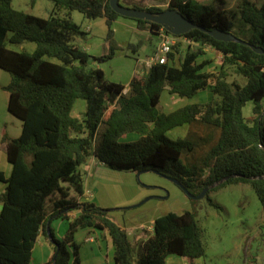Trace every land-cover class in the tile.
I'll return each mask as SVG.
<instances>
[{"label": "trees", "instance_id": "trees-1", "mask_svg": "<svg viewBox=\"0 0 264 264\" xmlns=\"http://www.w3.org/2000/svg\"><path fill=\"white\" fill-rule=\"evenodd\" d=\"M50 1L53 11L41 17L15 10L12 0H0V69L10 75L4 87L8 111L21 120L20 136L4 139L12 170L6 178L0 172L5 183L0 194V264H29L40 232L53 250L46 264H81L75 234L91 228L108 234L115 264H165L168 255L194 264L205 256L195 209L156 217L152 235L131 242L127 230L110 218L109 209L82 199L80 167L91 158L115 171H151L174 178L194 195L234 175L204 196L229 183H249L264 213V53L249 46L264 50V0H238L232 9L226 0H169L165 9H176L201 28L231 32L248 44L216 40L192 28L175 35L187 39L183 50L180 40L166 63L133 76L127 91L91 65L111 59L119 48L111 24L120 15L109 0ZM138 1L131 7L165 10ZM71 11L89 19L106 18L105 54L91 56L77 44L86 32L72 20ZM134 20L152 35L169 33L159 23ZM23 42L33 43V50L8 46ZM204 47L221 54L217 70H205L208 62L199 61ZM230 73L245 83L229 81ZM206 89L213 94L209 102L186 104L169 113L158 109L163 91L192 98ZM77 99L85 101L81 118L71 114ZM248 102L249 117L243 111ZM185 124L189 128L183 138L166 135ZM198 126L204 128L202 135L194 131ZM130 134L137 138L122 141ZM73 210L78 214L70 218ZM58 218L68 224L60 238L50 226Z\"/></svg>", "mask_w": 264, "mask_h": 264}, {"label": "crops", "instance_id": "crops-1", "mask_svg": "<svg viewBox=\"0 0 264 264\" xmlns=\"http://www.w3.org/2000/svg\"><path fill=\"white\" fill-rule=\"evenodd\" d=\"M126 2L125 6L131 7L133 2L139 4L138 0H131L132 2ZM169 0H144L142 4L143 7L156 6L162 9L167 7V2ZM121 3V1L119 0ZM122 4V3H121ZM131 23V24H130ZM79 24V23H78ZM86 27L82 29L86 32L84 39H77V44L80 45L84 50H86L90 55L97 56L100 52H105L108 49V42L106 40L108 27L106 25V18L97 17L95 19H90L86 23ZM113 39L120 46L122 43L118 42L117 36L115 34V26L119 25L124 31L135 32L137 30L145 33L147 38L154 37L158 43V36L152 35L146 29H139L137 27V22H128L119 17L113 22ZM133 24V25H132ZM99 30V31H98ZM97 34H94V33ZM157 45V44H156ZM156 47V46H155ZM155 49V48H154ZM204 54L199 57V61H207V66L216 65L218 60L221 58V54L212 49L211 47H204ZM116 58V54L113 57ZM114 59L106 65H111ZM131 59V58H130ZM134 63L130 67L119 66L112 69H105L106 65L101 64H91L92 66L100 67L105 76L113 82L122 84L127 91L129 88V83L133 76L137 74L144 73L147 70V66L143 64L145 59L135 58ZM214 62V64H212ZM10 82V75L8 72L0 69V172L6 178L10 175L12 170V165L9 163L6 155V143L5 138H17L21 134V120L12 115L7 108V94L4 90V87L7 86ZM202 97L199 100H196L193 103H206L209 102L213 94L209 89L201 91ZM200 93V92H199ZM197 93L196 95H198ZM195 95V96H196ZM194 97V96H193ZM192 97V98H193ZM192 98H180L175 94H170L167 91H163L161 94L158 109L163 113H169L174 111L177 108H180ZM83 105V104H81ZM81 108L85 109V104ZM83 109V112H84ZM83 114V113H82ZM82 114H78L76 118H81ZM189 126L187 124L177 127L180 132L177 133V137H184L188 131ZM175 129V128H174ZM203 127L198 126L194 131H197L198 135H202ZM172 130V129H171ZM169 130V131H171ZM168 131V132H169ZM129 138L136 139V135L130 134ZM81 172L84 176V193L82 199L92 201L96 205L109 209L110 218L117 223L119 226L127 230V236L129 240L133 243H136L140 240L146 239L148 236L152 235V226L154 219L161 214H153L150 209L154 208V202H145L149 203L147 212L141 210L144 201L147 199H152L151 197L142 200L141 202L131 205L135 202H138L142 196H138L143 186L138 188L135 184L136 173L133 171H115L107 168L101 162L95 158L89 159L81 167ZM137 189V193L133 196H125L124 192L129 187ZM5 183L0 181V194L4 190ZM182 210H188L187 203L182 199ZM127 206V207H126ZM1 209V201H0ZM182 211V212H183ZM169 212V211H168ZM167 213V212H166ZM181 213V212H176ZM78 214L77 210H73L69 213V217L73 218ZM67 220L64 219H53L50 222V226L53 228L57 237H62L67 230ZM75 240L79 244L78 247V256L81 264H115L114 263V249L111 243V240L108 234L101 229H82L77 231L75 234ZM53 255V250L49 244V238L44 236L41 232L38 234L36 242L32 248L31 259L29 264H46V262ZM200 258L194 260V264H198ZM165 264H189L184 257H174L168 255L165 258Z\"/></svg>", "mask_w": 264, "mask_h": 264}, {"label": "rangeland", "instance_id": "rangeland-1", "mask_svg": "<svg viewBox=\"0 0 264 264\" xmlns=\"http://www.w3.org/2000/svg\"><path fill=\"white\" fill-rule=\"evenodd\" d=\"M122 5H126L124 0H120ZM206 3L210 0H198ZM238 0H226L228 8H234ZM12 7L15 10L29 13L36 16L46 17L53 11V3L50 0H12ZM127 7V6H126ZM70 17L76 23L86 27L89 18H86L78 11H71ZM128 22H136L132 18L119 17ZM131 24V23H130ZM133 25V24H132ZM111 29L114 30L113 24ZM115 34L117 41L122 43L115 51L116 58L113 57L106 60L101 65H106L105 69L116 68L119 66L130 67L134 63V59H146L152 56L154 48L157 44L156 38H147L145 33L137 30L124 31L119 25L115 26ZM99 31V30H98ZM94 34H97L96 32ZM98 35V34H97ZM133 44L135 47H129ZM181 49L185 47V43L181 42ZM16 50L26 49L33 50L34 44L31 42H23L18 45L8 44ZM100 52L97 56L105 54ZM92 56V55H91ZM131 58V59H130ZM93 64V63H92ZM95 64H97L95 62ZM214 64V62L212 63ZM216 65L207 66L205 70L215 71ZM229 81H234L243 85L245 79L230 73ZM202 92L189 99L188 102L193 103L202 97ZM83 104V105H81ZM85 101L77 99L73 105L71 114L76 116L83 113ZM252 105L250 102L246 104L243 111L245 116H251ZM179 129L175 128L167 131L166 135L176 140ZM183 138V137H182ZM132 140L129 135L122 138V141ZM135 184L142 189L138 196H142L137 204L146 199L145 202H154V208L150 209L153 214H161L163 212H182V204L184 200L187 203L188 210L196 212L197 222L202 229V239L205 244V256L201 257L198 264H264V213L256 193L249 183H229L215 190L208 192V197L203 196L200 199H194L191 202L187 194L174 182L160 176L154 172L148 171L136 174ZM137 189L129 186L124 195L131 197L137 193ZM209 199L214 203L211 204ZM127 207V206H126ZM149 203H145L141 210L147 212ZM177 257V255H171ZM180 257V256H179ZM186 260V259H185Z\"/></svg>", "mask_w": 264, "mask_h": 264}, {"label": "water", "instance_id": "water-1", "mask_svg": "<svg viewBox=\"0 0 264 264\" xmlns=\"http://www.w3.org/2000/svg\"><path fill=\"white\" fill-rule=\"evenodd\" d=\"M110 7L118 13L120 16L133 18V19H144L148 21H153L156 23L161 24L169 33L173 35H181L183 33H186L188 30L192 28H200L201 30L207 32L209 35H211L214 39L220 40V41H235L241 44H248L247 42L237 38L234 34L231 32H227L224 30H220L218 28H214L211 30H207L204 28H201L197 24H195L191 19L185 17L182 15L179 11L176 9H165L161 12L153 13L147 10L143 9H136L132 7H126L122 5L119 0H109ZM252 50L256 53H264V50L260 47L254 46L252 44L249 45ZM234 175L226 176L224 178L219 179L218 181H215L210 186L204 187L201 192L197 195H194L187 191L178 180L174 178H167L170 181L177 184L186 194L189 198L192 199H200L202 198L205 193L210 190L213 187H216L220 184H222L224 181H226L229 177H233ZM48 232V231H47ZM49 234V232H48Z\"/></svg>", "mask_w": 264, "mask_h": 264}, {"label": "built area", "instance_id": "built-area-1", "mask_svg": "<svg viewBox=\"0 0 264 264\" xmlns=\"http://www.w3.org/2000/svg\"><path fill=\"white\" fill-rule=\"evenodd\" d=\"M158 36V43L154 49L152 56L146 58L143 64L150 67L153 64H164L168 61V54L173 51L174 46L182 40L187 42L186 38L176 37L173 34L165 33L160 30Z\"/></svg>", "mask_w": 264, "mask_h": 264}]
</instances>
